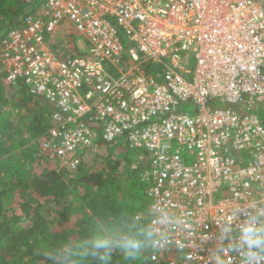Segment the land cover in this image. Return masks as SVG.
<instances>
[{"label": "built area", "instance_id": "2783aa9c", "mask_svg": "<svg viewBox=\"0 0 264 264\" xmlns=\"http://www.w3.org/2000/svg\"><path fill=\"white\" fill-rule=\"evenodd\" d=\"M59 35L78 52L58 56ZM0 72L53 105L40 154L61 168L125 137L150 204L199 220L192 264H215L234 206L264 204V0H46L2 40ZM153 260L185 264L175 248Z\"/></svg>", "mask_w": 264, "mask_h": 264}, {"label": "trees", "instance_id": "16d2710c", "mask_svg": "<svg viewBox=\"0 0 264 264\" xmlns=\"http://www.w3.org/2000/svg\"><path fill=\"white\" fill-rule=\"evenodd\" d=\"M45 1L0 0V45ZM121 37L133 57L134 45L122 33ZM52 45L61 57L78 52L57 38ZM143 68L159 79L161 64L144 63ZM192 109L185 105L182 111ZM53 110L24 81L9 84L0 72V264H47L39 254L42 246L79 238L92 220L105 214L141 211L151 203L141 175L146 164L134 167L138 154L128 147L125 137L111 143L101 141L103 150L92 157L93 165L82 161L73 170L40 154L41 140L53 125ZM256 112L264 119V109ZM39 163L43 164L40 173ZM113 264L127 262L114 254ZM132 264L161 263L148 257Z\"/></svg>", "mask_w": 264, "mask_h": 264}, {"label": "clouds", "instance_id": "9594fccd", "mask_svg": "<svg viewBox=\"0 0 264 264\" xmlns=\"http://www.w3.org/2000/svg\"><path fill=\"white\" fill-rule=\"evenodd\" d=\"M198 225L191 212L155 201L141 211L123 209L94 219L79 238L42 246L39 254L47 264H113L114 254L132 264L175 248L185 264H192ZM217 239L215 264H226L225 253L238 256L240 264H264V204L234 206L222 218Z\"/></svg>", "mask_w": 264, "mask_h": 264}, {"label": "rangeland", "instance_id": "374dc122", "mask_svg": "<svg viewBox=\"0 0 264 264\" xmlns=\"http://www.w3.org/2000/svg\"><path fill=\"white\" fill-rule=\"evenodd\" d=\"M74 35L72 34V37H73ZM71 37V36H70ZM69 37V38H70ZM78 37V36H77ZM69 38H63L62 36H58L57 37V39L58 40H60V41H62L64 44H65V46H70V45H73V43L75 44V42L73 41V40H70ZM80 38V37H79ZM77 40H78V38H77ZM79 44H81L80 42H79ZM93 156H91L90 158H89V161H88V163H90L91 165H93V161H92V158ZM42 166H43V164L41 165V163H39V164H37V172L38 173H40L41 172V169H42Z\"/></svg>", "mask_w": 264, "mask_h": 264}]
</instances>
